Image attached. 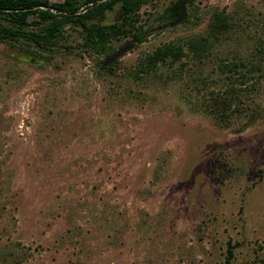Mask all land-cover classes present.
Wrapping results in <instances>:
<instances>
[{"label": "rangeland", "instance_id": "1", "mask_svg": "<svg viewBox=\"0 0 264 264\" xmlns=\"http://www.w3.org/2000/svg\"><path fill=\"white\" fill-rule=\"evenodd\" d=\"M172 1L146 0L145 40L111 37L134 46L104 68L77 26L0 40V264H264V0H193L161 28ZM222 8L231 29L203 57L137 71Z\"/></svg>", "mask_w": 264, "mask_h": 264}, {"label": "trees", "instance_id": "2", "mask_svg": "<svg viewBox=\"0 0 264 264\" xmlns=\"http://www.w3.org/2000/svg\"><path fill=\"white\" fill-rule=\"evenodd\" d=\"M146 0H60L49 2L48 0H0V40H18L20 38L31 40L35 43L53 45L64 25H72L81 28L83 44L95 52L107 55L113 52L108 42L113 36L130 34L136 42L145 40L147 30L138 21V10ZM193 0H186V6ZM118 4L121 19L109 25L100 23L107 9ZM181 0H173L160 13L156 19L160 24H165L175 19L180 13ZM36 17L42 26L39 31L26 27L28 18ZM189 20V16L182 21ZM232 22L225 8L212 12L208 23V31L204 34L191 37L186 41V51L180 43L168 41L156 47L148 53L141 62L137 71L149 72L154 70L158 63L166 60H180L182 56L189 54L192 57L201 58L209 51L214 41L227 35ZM110 48V49H109ZM260 50V49H259ZM264 53V46L261 47ZM117 59L113 62H116ZM112 62V63H113ZM101 65L104 68L110 66ZM236 62H224L220 65L223 71H232L238 68ZM240 66V65H239ZM256 64L255 67L259 68ZM230 79L232 77L229 76ZM233 245L227 242V256L225 262L233 256Z\"/></svg>", "mask_w": 264, "mask_h": 264}, {"label": "water", "instance_id": "3", "mask_svg": "<svg viewBox=\"0 0 264 264\" xmlns=\"http://www.w3.org/2000/svg\"><path fill=\"white\" fill-rule=\"evenodd\" d=\"M188 15L186 0H181L180 13L179 15L170 21L169 23L162 24L160 27L164 28L166 26H174L181 23ZM134 46V41H127L126 43L120 45L111 54L107 55L104 59L100 60L101 65H108L122 56L125 52Z\"/></svg>", "mask_w": 264, "mask_h": 264}]
</instances>
